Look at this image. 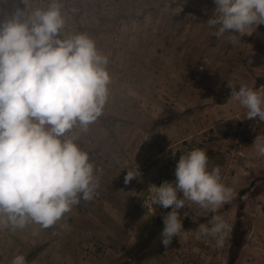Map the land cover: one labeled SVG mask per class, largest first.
<instances>
[{
	"label": "rangeland",
	"instance_id": "rangeland-1",
	"mask_svg": "<svg viewBox=\"0 0 264 264\" xmlns=\"http://www.w3.org/2000/svg\"><path fill=\"white\" fill-rule=\"evenodd\" d=\"M59 2L67 27L88 34L109 57L102 115L86 132L74 129L99 186L49 228L0 226V264L18 254L27 264H264V154L253 145L264 139V121L248 119L230 87L244 84L264 98V23L217 38L207 24L214 0ZM47 3L33 0V7ZM113 117L125 124L104 128ZM197 148L233 196L215 211L187 201L176 245L139 259L135 249L145 235L134 221L146 218L145 234L155 215L167 214L151 202L155 186L173 181L179 157ZM136 164L140 176L125 184ZM213 216L230 225L219 246L214 237L196 238Z\"/></svg>",
	"mask_w": 264,
	"mask_h": 264
},
{
	"label": "clouds",
	"instance_id": "clouds-1",
	"mask_svg": "<svg viewBox=\"0 0 264 264\" xmlns=\"http://www.w3.org/2000/svg\"><path fill=\"white\" fill-rule=\"evenodd\" d=\"M214 4L207 24L217 38L226 32L242 36L264 23V0ZM67 25L59 0H48L44 7H33V0H0V226L13 230L30 223L55 225L81 200H91L99 186L94 163L74 129L86 132L102 115L111 82L109 57L88 34ZM230 87L247 118L264 121L261 94L244 84ZM253 145L264 154V139L255 137ZM139 176L137 164L129 167L124 183ZM174 176L151 195L153 205L171 206L162 217L164 246L183 230L179 210L187 201L215 211L232 196L221 183L220 169L208 168L203 149L182 154ZM229 230L213 216L199 225L196 238L214 237L219 246ZM11 264H27L26 258L18 254Z\"/></svg>",
	"mask_w": 264,
	"mask_h": 264
},
{
	"label": "crops",
	"instance_id": "crops-1",
	"mask_svg": "<svg viewBox=\"0 0 264 264\" xmlns=\"http://www.w3.org/2000/svg\"><path fill=\"white\" fill-rule=\"evenodd\" d=\"M236 196H235V198H236ZM144 207H145V210H146V206H144ZM170 208H171V206H169L168 208L164 209L163 211L165 213H167V212H169ZM149 210H147V211L148 212H152V213L154 212L152 210V206L150 207ZM138 213L140 214V212H138ZM137 220L134 221V223L137 225L135 228L138 227L137 232H138L139 236L140 235L141 236L145 235V238L144 239H145V241L147 240L146 244L143 245V248L140 247L139 249L138 248L135 249V251H136L135 254H139L140 255L139 256V259H141L143 257H148V256L151 257L153 254L156 255L159 251L164 250V249H165L164 251H167V250H169L171 248V245L174 244L173 242L176 241V236H175V237L172 238V242L170 244H168L167 246H164L161 243V241H156L155 244L152 242V239L154 238V236L158 235L159 232L162 231V229H163V219H162V217H159V216H156L155 215V217L153 218V221L151 219V222L149 224L150 225V228H149L148 232H146L145 234L143 233V229H141V228H142V222L144 220H146V218L145 217H142L140 215L139 216V219H137ZM116 222L117 223H120V222H122V220L121 219H117ZM146 227H148V226H145V229H146ZM124 231H125V229H124ZM92 234L95 236L94 238H98V235L96 234V232L95 233H92ZM101 235H103V233H101ZM106 236H107L108 239H111L112 238L111 236H113V235L110 234V233H108V235H106ZM124 236H123L122 233L120 234V237L121 238L124 237ZM136 239H137V237L134 240H136ZM174 245H176V244H174Z\"/></svg>",
	"mask_w": 264,
	"mask_h": 264
},
{
	"label": "trees",
	"instance_id": "trees-1",
	"mask_svg": "<svg viewBox=\"0 0 264 264\" xmlns=\"http://www.w3.org/2000/svg\"><path fill=\"white\" fill-rule=\"evenodd\" d=\"M111 119V118H110ZM110 119H109V123L107 124H104L103 126H104V128H109V125H112L114 122H116V123H118V124H125V122H124V120L123 119H118V118H115V117H113V119L110 121ZM114 144V143H113ZM36 228H41V226H39V227H36ZM37 234V233H36ZM136 245V244H135Z\"/></svg>",
	"mask_w": 264,
	"mask_h": 264
},
{
	"label": "flooded vegetation",
	"instance_id": "flooded-vegetation-1",
	"mask_svg": "<svg viewBox=\"0 0 264 264\" xmlns=\"http://www.w3.org/2000/svg\"><path fill=\"white\" fill-rule=\"evenodd\" d=\"M141 237H143V236H141ZM140 240L141 241H139V242L137 241L138 242V246H139L138 249L140 247L143 248V245L146 244V242H147V240L145 241V239H142V238H140Z\"/></svg>",
	"mask_w": 264,
	"mask_h": 264
},
{
	"label": "water",
	"instance_id": "water-1",
	"mask_svg": "<svg viewBox=\"0 0 264 264\" xmlns=\"http://www.w3.org/2000/svg\"><path fill=\"white\" fill-rule=\"evenodd\" d=\"M161 232V231H160ZM160 232L158 235L154 236V238L152 239V242L155 244L156 241H161L160 240Z\"/></svg>",
	"mask_w": 264,
	"mask_h": 264
}]
</instances>
